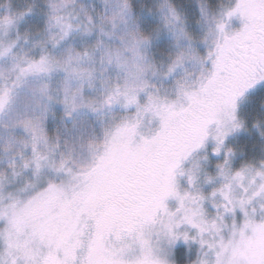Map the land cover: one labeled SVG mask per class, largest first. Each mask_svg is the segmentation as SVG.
I'll list each match as a JSON object with an SVG mask.
<instances>
[{
  "label": "clouds",
  "instance_id": "clouds-1",
  "mask_svg": "<svg viewBox=\"0 0 264 264\" xmlns=\"http://www.w3.org/2000/svg\"><path fill=\"white\" fill-rule=\"evenodd\" d=\"M252 38L229 61L254 69L234 107L188 149L169 196L121 227L141 191L100 168L113 145L144 144L166 109L180 112L216 71L218 47ZM264 0H0V264H42L50 224L67 264H251L264 251ZM229 12L233 15L229 17ZM255 57V59H253ZM227 75V73H222ZM179 119V118H177ZM155 147V146H153ZM117 158L122 150L116 153ZM134 167H139L135 165ZM239 174V175H238ZM157 182L163 181L157 177ZM111 228L98 235L97 220ZM23 221L21 231L13 220ZM260 228L261 231L256 229ZM26 245L30 259L25 258ZM51 250H55L54 245ZM253 251L257 253L254 257Z\"/></svg>",
  "mask_w": 264,
  "mask_h": 264
},
{
  "label": "snow or ice",
  "instance_id": "snow-or-ice-1",
  "mask_svg": "<svg viewBox=\"0 0 264 264\" xmlns=\"http://www.w3.org/2000/svg\"><path fill=\"white\" fill-rule=\"evenodd\" d=\"M261 8H264V5ZM236 11L253 23L245 25L244 32L237 34L231 40L226 37L225 43L218 47V57L215 61L216 71L207 84L202 86L200 93L189 96V106L180 112L166 109L165 114L162 115L161 130L153 140L145 141L144 144L134 148L131 145L115 144L107 158L101 160L100 168L116 166L115 171L118 175L114 179L117 183H123L126 179L123 169L134 172V184H130L128 187L139 186L141 189L133 198L138 199L139 204L130 203L127 209L120 210L117 201L108 208L106 215L113 212L119 214L121 227L132 230L137 217L150 218L157 208L163 206V201L167 197L177 195L173 187L172 176L180 160L186 155L190 146L203 140L207 134L208 126L216 120L218 112L228 107H234L236 95L243 88L251 86L254 69L250 64L237 67L234 61H229L228 53L237 44L252 38L256 27L254 20L257 16V8L242 3L238 5ZM228 15L231 17L233 13L229 12ZM261 58L264 59V57ZM222 73H227V75H222ZM121 150L122 155L117 158L116 153ZM137 164L139 167H134ZM157 177L163 182L158 183ZM12 223L17 231L22 230V220L15 219ZM97 227L98 235H102L105 231L110 230L111 223L105 217H101L97 220ZM256 230L261 231L260 228ZM37 234L41 240H48L50 247L42 264H67L70 250L65 248L64 261L58 258L56 250L64 247V241L63 238L53 239L52 226L50 224L39 225ZM261 235L264 236V232ZM53 245L55 250H51ZM9 247L18 249L23 247L25 248V258H31L30 253L26 250V245L22 246L18 243L13 245L10 236ZM98 251L99 243L91 250L88 264H101L100 261L93 258ZM253 255L255 257L257 253L253 251ZM258 255L259 259L254 258L251 264H264V251ZM103 264H119V262L105 260Z\"/></svg>",
  "mask_w": 264,
  "mask_h": 264
}]
</instances>
